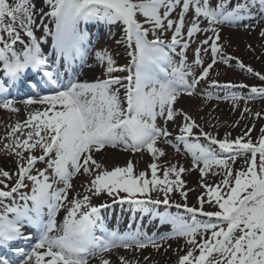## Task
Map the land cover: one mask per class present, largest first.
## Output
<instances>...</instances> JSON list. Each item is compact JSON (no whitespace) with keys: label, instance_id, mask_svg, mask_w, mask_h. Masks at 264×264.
Returning <instances> with one entry per match:
<instances>
[{"label":"snow or ice","instance_id":"1","mask_svg":"<svg viewBox=\"0 0 264 264\" xmlns=\"http://www.w3.org/2000/svg\"><path fill=\"white\" fill-rule=\"evenodd\" d=\"M258 26L264 37V0H0V109L19 114L22 104L27 113L5 137L4 150L17 168L0 169V264H113L112 253L117 264H142L139 252H159L173 238L188 246L177 264H264V129L256 143L251 129L218 138L175 107L183 95L199 97L202 81L221 90L248 89V97H224L234 106L264 99V86L208 79L218 63L232 67L235 61L264 82V73L219 43L225 27ZM101 40L116 48L98 49ZM193 43L199 73L187 62ZM209 51L211 63L204 66L201 52ZM86 68L91 82L81 80ZM21 88L26 98H18ZM161 145L183 150L191 167L166 164L158 176L156 161L167 155ZM105 149L150 155V178L131 159L109 170L96 158ZM241 156L246 166L235 170ZM197 169L204 189L199 207L189 206L181 179ZM210 173L222 176L220 182L203 183ZM78 175L88 183L69 199ZM173 192L184 202H173ZM101 195L128 205L127 230L109 228L101 210L111 205L92 202ZM145 218L155 223L146 225ZM168 225L171 233L157 237ZM147 227L156 232L148 235Z\"/></svg>","mask_w":264,"mask_h":264},{"label":"rangeland","instance_id":"2","mask_svg":"<svg viewBox=\"0 0 264 264\" xmlns=\"http://www.w3.org/2000/svg\"><path fill=\"white\" fill-rule=\"evenodd\" d=\"M13 2V0H9ZM47 10V9H46ZM192 12L189 13V18H191ZM260 28L259 26L255 30L246 31L243 28H228L225 27L221 31V40L220 44L223 45V51L228 55L239 58L240 61H243L245 65L251 66L254 71L264 73V37L259 35ZM38 36L41 33H37ZM118 35V33H117ZM211 35V33H209ZM170 36V33H169ZM42 38V37H41ZM199 39H204L203 34L199 36ZM196 44L193 43L191 48L187 52V62L192 66V70L196 73H199L200 68L194 64L195 53L194 49ZM250 46V47H249ZM108 47L110 50L115 49L116 45L114 41H109L108 44H104L103 40L97 45V48ZM122 51V49H121ZM201 58L204 62V66L211 63V53L201 52ZM118 63H124L125 60L119 58ZM232 67L224 65L223 63H218L214 66L213 70L210 72L209 80H217L221 83H228V80L225 78H232L229 80L234 82L238 79H242L246 84L252 83L253 86H264V82H260L258 78L253 77L251 74L239 69L235 61H231ZM219 73L217 76L216 73ZM96 76L99 73H95ZM94 79L93 74L86 68L85 74L81 76V80H87L91 82ZM225 80V81H224ZM241 83V82H234ZM207 85V86H206ZM247 95L251 94L248 89H245ZM197 91L200 93L199 97H188L183 95L179 98L175 107L182 108L188 115H190L198 124H200L206 132L213 133L218 138H222L225 135L230 134L232 138L241 137L245 135L249 129H251L250 138L253 143H256L261 137V129H264V119L262 115L264 113V99L255 98V99H244L237 102L238 106H234L233 102L230 99H224L223 95H230L240 91L239 88L220 90L218 88L210 89L207 82H202ZM210 91L213 96H223L220 99L213 98L211 100H205V93ZM244 91V90H242ZM21 111L19 114L10 113L3 109H0V169L7 170L10 173H14L17 168L16 159L13 156H10L6 150H4L5 144L10 141L5 139L9 132V126L15 125L16 122H23L27 118V113L24 110L22 104L18 105ZM247 107L250 109V112H244V108ZM261 113V117L257 119L255 113ZM176 128L175 125L169 124V130L174 131ZM17 136H20V133H16ZM23 137H21L22 139ZM258 138V139H257ZM247 139V138H246ZM165 148L167 155L161 157L158 161L160 168L158 169V176L162 177V171L166 164H177L183 165L186 169L191 167V157L184 154L183 150L181 153H176L174 149L170 146L161 145ZM35 155H39L37 150ZM98 160H101L104 165L111 170L116 166H126L129 159L133 160V163L136 167V171H145L149 172L150 178V168L148 167L153 159L150 155L144 154L141 157V154H132L121 152L115 149H105L104 155L100 156L99 154L96 157ZM245 157H239L235 164L233 165L235 170H240L245 167ZM231 163V162H230ZM45 165L38 164L37 167L43 168ZM216 169H213V172ZM2 178V177H0ZM173 177L170 176V179ZM181 179L185 181L184 191L188 193L187 202L189 206L199 207L197 203V197L203 194L204 189L200 187L201 176L199 170L186 171L182 174ZM222 179V176L212 175L211 173L203 180V183L207 184H216L219 183ZM15 176H13V182ZM7 182V181H6ZM73 189L69 193V199L75 195L76 192L83 194L82 184H87L88 179L83 176L74 177ZM62 186V185H60ZM191 189V191H189ZM171 198L175 203H183L184 201L179 195V192H173ZM93 204L100 205L106 203L111 205L108 208H103L101 210L102 216L105 218V221L109 228H118L121 231L127 230V225L130 222L129 220V211L128 205H120L119 203H113L112 199L107 195H101L100 197H93ZM163 207V206H162ZM206 210V208H205ZM173 213L177 211L183 212L182 210H177L175 208L170 209ZM207 211V210H206ZM185 214V213H183ZM65 215L63 211L58 216V222ZM187 215V214H185ZM154 221H149L145 218V224H152ZM148 235H153L156 230L151 227H147ZM162 233H171V226H164L156 232L157 237L162 235ZM199 239V237H197ZM188 246L185 243L183 238H173L163 241V248L159 252L155 251L153 248L149 247L138 253V256L143 264L144 257L150 256L151 259L147 261V264H177L178 256H183L186 254ZM165 249H168L165 251ZM179 249L177 254L176 250ZM106 257L109 254H105ZM120 255H127L123 249L120 250ZM110 258L113 264H117L116 254H110ZM91 264H98V261L93 260Z\"/></svg>","mask_w":264,"mask_h":264},{"label":"trees","instance_id":"3","mask_svg":"<svg viewBox=\"0 0 264 264\" xmlns=\"http://www.w3.org/2000/svg\"><path fill=\"white\" fill-rule=\"evenodd\" d=\"M258 139V138H257ZM206 207L210 210V211H215V209L213 207H211L210 205L206 204ZM208 218L205 219V221H207Z\"/></svg>","mask_w":264,"mask_h":264},{"label":"bare ground","instance_id":"4","mask_svg":"<svg viewBox=\"0 0 264 264\" xmlns=\"http://www.w3.org/2000/svg\"><path fill=\"white\" fill-rule=\"evenodd\" d=\"M237 82L245 83V81L242 79H238Z\"/></svg>","mask_w":264,"mask_h":264}]
</instances>
